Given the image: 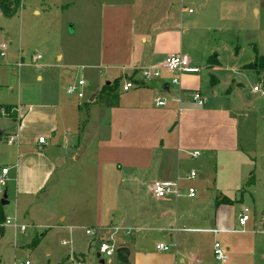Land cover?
<instances>
[{
	"label": "rangeland",
	"instance_id": "1",
	"mask_svg": "<svg viewBox=\"0 0 264 264\" xmlns=\"http://www.w3.org/2000/svg\"><path fill=\"white\" fill-rule=\"evenodd\" d=\"M101 3L100 0H19V9L13 16H4L0 11V44L5 42L9 45L6 57L0 56V176L2 169L8 168L10 171L6 185L0 183V199L6 195L10 202L3 209L6 217L28 227L23 233L8 226L0 229V264H86L83 258L69 257L74 244L63 245L64 241H71L67 231L62 229L65 224L57 219L47 222L43 209V198L47 194V201L51 204L49 207L62 213V169L52 176L35 198H16L17 182L27 186L29 180L44 171L49 160L55 164L58 155H66L62 141V111L56 137L55 134L52 137L45 135L43 138L47 144L43 150H39L35 144L37 138H28L25 145L17 142L13 146L8 144L19 123L24 125V113L13 119L3 115L1 109L17 105L19 92L26 102L37 103L39 96L42 101L49 102L47 94L52 91L61 104L62 100L74 104L78 120L75 119L77 124L71 131L82 139V129L89 120L88 109L92 106L90 98L93 89L87 85L84 99L78 100L76 96L67 94V87L85 79L82 70L75 65L82 62L78 56L81 51L84 52L87 47L93 51L97 49L102 23ZM182 6L186 7V12L181 11ZM178 7L181 11L178 13L179 25L186 31L184 47L192 46L190 57L199 53L203 57L204 52L211 48L214 49L213 54L218 56L221 65L213 74L220 79V84L214 89L209 85L208 76V85L204 90L215 105V110L221 112L208 115L198 122L188 121L186 117L182 119L181 139L187 148L180 155L181 174L187 177L193 170L196 177L182 181L180 197L166 198H170L169 207L177 208L185 221L189 216L193 219H214L222 212L223 219L230 223L244 207L260 214L264 211V97L254 93L253 88L264 86V0H184L183 3L179 2ZM189 9L192 13H188ZM22 52L25 56L21 55ZM38 55L40 59L36 58ZM18 62L23 64L20 69L16 66ZM66 62L74 65L67 77L62 72V64ZM200 67H197L198 70ZM17 71L19 75L15 74ZM39 77L43 80H38ZM226 90L233 91L232 95L227 97ZM215 91L219 94L214 95ZM78 103H82L81 107ZM100 104L99 100L97 105ZM229 111H234L235 115L231 116ZM86 148H83V152ZM193 152L199 153L196 159L191 156ZM83 161L82 158L80 162ZM80 162L77 163L78 167H82ZM16 163L19 165L18 172ZM92 180L83 183V190L79 193L74 181L66 199L73 200L74 196L80 198L87 203L91 215L99 198ZM81 182L78 180V183ZM189 188L195 189L194 198L187 196ZM220 196H226L234 203L217 207L216 201ZM48 197L54 200L50 201ZM144 198L152 205L158 204L149 195L145 194ZM235 198L242 202H237ZM86 222L92 223L91 220ZM184 224L183 220H166L160 227L182 228ZM75 236V243H83L82 246L85 244L83 240L93 237H87L82 230H77ZM222 236L226 239L229 236L252 238L258 247L253 250L255 255L249 260L253 261L252 264H264V235ZM100 243L90 253L93 263L101 260L97 258ZM114 243L116 248L120 246V242ZM115 257L103 256L102 259L108 264ZM239 259L238 253H229L227 263Z\"/></svg>",
	"mask_w": 264,
	"mask_h": 264
},
{
	"label": "crops",
	"instance_id": "2",
	"mask_svg": "<svg viewBox=\"0 0 264 264\" xmlns=\"http://www.w3.org/2000/svg\"><path fill=\"white\" fill-rule=\"evenodd\" d=\"M183 1L100 0L102 23L97 49L93 51L87 47L84 52L81 51L78 56L82 62L75 65L82 70L84 80L93 89L92 96L95 95L91 101L92 106L88 109L90 111L88 123L82 129V139L71 131L78 120L74 104L63 100L61 104L52 91L47 94L49 102L42 101L40 96L36 98L37 103L26 102L19 92L17 105L12 104L17 118L24 113L22 119L24 125L19 123L14 131L16 133L10 136L14 137V143L20 145H25L28 138L39 140L45 135L52 137L54 134L56 137L55 132L59 130L62 111V120L64 117L62 141L66 155H58L55 164L49 160L44 171L29 180L27 186L24 184L21 186L17 182L16 198H35L52 176L62 169V213L49 207L51 204L47 201V194L45 199L43 198V209L48 218L47 222L57 219L65 224L62 225V229L67 231L71 238L67 245L74 244V248H71L73 253L69 256H72L71 258L77 256V259L83 258L86 264H91L93 260L90 259V253L94 246L100 241L112 238L114 242H120L117 249L124 247L128 250L127 263H119L115 257L114 260H109L108 264L253 262L249 259L255 255L253 250L258 247L257 242L247 236L234 238L229 236L226 239L222 235L260 234L257 231L261 227L260 219L264 211L260 214L252 211L248 230L242 232L237 223L240 211L230 223L223 219L222 212L214 219H193L189 216L185 221L184 215L179 214L177 208L169 207L170 198L157 199L153 195L152 187L156 181L177 182L181 189L182 181L187 179L181 174L180 155L187 148L181 139L182 119L186 117L188 121L198 122L206 119L208 115L221 112L215 110V105L213 106L204 90L208 85V76L216 77L213 72H216L221 64L217 56L218 65L208 67L207 61L214 53L212 48L205 51L203 57L201 53L190 57L189 51L192 52V46L184 47L186 31L178 21L180 11L178 4ZM182 7L181 11L186 12V7ZM180 54L190 58L192 68L201 66V69L197 72L179 73L162 68L164 60L169 55ZM21 55L25 56V53L22 52ZM63 59L62 54V63ZM201 60L203 63H200ZM73 66L69 62L62 64L65 77L71 74ZM143 68L159 70L160 77L152 82H143L140 73ZM15 74L19 75V71ZM216 78L218 83L212 85L214 89L220 84V79ZM174 79L176 83H173ZM38 80L43 79L39 77ZM126 80H133L139 84L125 92L122 87ZM107 82L109 85H106ZM104 86H110L109 90H105ZM196 91L200 92L205 100L201 106L192 100V94ZM232 93L231 90L225 91L227 97ZM217 94L219 93L215 91L214 95ZM99 100L101 104L97 105ZM157 100L165 104L158 106ZM78 106L81 107L79 103ZM229 113L231 116L235 115L234 111ZM35 144L39 150H43L47 140L45 139V144H39L38 141ZM211 145L208 147L213 148ZM85 146L87 148L83 152ZM82 158L84 161L81 163ZM79 162L82 167L77 166ZM15 165L18 172L19 165L18 163ZM8 175L10 171L6 177ZM89 179H93L96 185L95 193L99 196L93 215L88 210L87 203L79 200L80 198L74 196L73 200H66L72 184L76 182L79 193L83 190V183H89ZM78 180L82 182L78 183ZM145 194L151 196L158 204L148 203L144 198ZM49 200L53 201L54 198ZM234 200L242 202L237 198ZM89 220L92 223L86 222ZM166 220L172 222L183 220L186 225H182V230L173 234L170 232L172 227L169 229L160 227ZM77 230L85 231V235L86 230H92L94 234L89 235L93 237L83 240L85 244L82 246L83 243H75ZM218 237L223 239L219 240ZM216 242L222 244L228 255L238 253L240 259L230 263L216 262L214 259ZM159 243L167 244L170 250L168 252L156 250ZM100 258L97 263L106 264L102 256Z\"/></svg>",
	"mask_w": 264,
	"mask_h": 264
},
{
	"label": "built area",
	"instance_id": "3",
	"mask_svg": "<svg viewBox=\"0 0 264 264\" xmlns=\"http://www.w3.org/2000/svg\"><path fill=\"white\" fill-rule=\"evenodd\" d=\"M189 12L191 13L192 10H189ZM9 48L8 43L2 42L0 44V56L2 58L6 57V52ZM37 59H40V56L38 55L36 57ZM23 64L21 62H18L16 64V66L18 68H20ZM191 61L190 58L187 55H169L163 62L162 64V68L165 70H168L170 72H197V68H192L191 66ZM141 80H143V82L147 83V82H152L153 80L157 79L160 77V71L157 69H153V68H143L141 71ZM177 81L174 79L173 83H176ZM139 84V82H135L133 80H126L122 89L123 91H129L132 88L136 87ZM87 83L84 79H80L77 83L73 84V85H69L67 87V94L69 96H76L78 98V100H82L85 97V91L84 88L86 87ZM253 92L254 93H258L260 95H262L264 97V86L263 85H259V86H255L253 88ZM192 100L194 102H196L198 105H203L205 100L202 97L200 92H193L192 94ZM165 103L163 101L157 100V105L158 106H163ZM79 105H82V103H79ZM2 114L5 115V110L2 109ZM39 144H45V138L41 137L38 140ZM9 145H13L14 144V137H10L9 141H8ZM192 158L196 159L199 156L198 152H193L191 154ZM9 169L8 168H4L2 169V174L0 177V183L2 186L6 185V175L8 174ZM196 177V172L195 171H191L189 173V175L187 176L188 180H192ZM152 191H153V195L155 198L157 199H165L167 197L173 196V197H180L181 196V191L179 189V185L177 182H164V181H156L153 184L152 187ZM187 196H189L190 198H194L196 196V191L194 188H189L188 189V193ZM251 217H252V210H250L247 207H244L240 210L238 217H237V223L238 226L241 228L242 232H246V228L249 224V222H251ZM261 222V227L260 229L257 231V233H260L262 235H264V213L260 219ZM12 227L15 230H19L20 232H25L28 227L26 225H22L20 224L16 219L12 220L9 217H6L5 221L3 223L0 224V229H3L4 227ZM182 229L179 227H172L170 231L172 232H179ZM212 231V230H211ZM214 233H216V231H213ZM86 234L87 235H93L94 232L92 230H86ZM68 242L64 241L63 245H67ZM156 250L160 251V252H168L170 250V246H168L167 244L164 243H159L156 245ZM116 245L114 243V241L112 240V238L107 239L106 241H102L99 245L98 248V252L100 254V256H104L107 258L113 257L116 255ZM214 259L216 262L218 263H225L228 259V253L227 250L222 246V244L220 242H216L214 244ZM22 264V263H21ZM25 264H29V262H26ZM81 264V263H79ZM187 264H193V263H187Z\"/></svg>",
	"mask_w": 264,
	"mask_h": 264
},
{
	"label": "trees",
	"instance_id": "4",
	"mask_svg": "<svg viewBox=\"0 0 264 264\" xmlns=\"http://www.w3.org/2000/svg\"><path fill=\"white\" fill-rule=\"evenodd\" d=\"M19 7V0H0V11L4 16L11 17L13 16L17 11ZM208 67L212 68L216 65H218L217 61V55L213 54L209 57L207 61ZM218 83V80L216 77L213 75L210 76V85H216ZM110 86H104L105 90H109ZM6 116H9L11 118H17L16 110L14 106H8L4 108ZM234 201L226 196H220L218 197L216 201V205H224V204H233ZM3 206L1 205V200H0V224L3 223L6 219V215L3 210Z\"/></svg>",
	"mask_w": 264,
	"mask_h": 264
},
{
	"label": "water",
	"instance_id": "5",
	"mask_svg": "<svg viewBox=\"0 0 264 264\" xmlns=\"http://www.w3.org/2000/svg\"><path fill=\"white\" fill-rule=\"evenodd\" d=\"M106 85H109V82H107ZM95 95L91 97L90 101L94 99ZM1 136V133H0ZM1 205L4 207L8 205L7 196L5 195L1 199ZM117 260L119 263H127V256H128V250L124 247L117 249L116 251ZM97 258H100V254H97Z\"/></svg>",
	"mask_w": 264,
	"mask_h": 264
}]
</instances>
